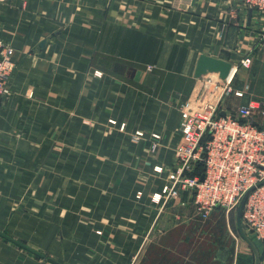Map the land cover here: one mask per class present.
Wrapping results in <instances>:
<instances>
[{
  "label": "crops",
  "instance_id": "1",
  "mask_svg": "<svg viewBox=\"0 0 264 264\" xmlns=\"http://www.w3.org/2000/svg\"><path fill=\"white\" fill-rule=\"evenodd\" d=\"M0 41L15 49L0 230L46 256L0 237V264H264L257 237L234 262L214 250L189 190L153 200L175 174L201 54L233 65L222 108L254 106L264 127V13L239 0H0Z\"/></svg>",
  "mask_w": 264,
  "mask_h": 264
},
{
  "label": "built area",
  "instance_id": "2",
  "mask_svg": "<svg viewBox=\"0 0 264 264\" xmlns=\"http://www.w3.org/2000/svg\"><path fill=\"white\" fill-rule=\"evenodd\" d=\"M239 1L264 13V0ZM14 54L13 46L0 41V101L10 95ZM251 61V57L246 56L241 64L249 66ZM205 76L197 78L199 83L193 89L192 100L182 110L180 132L183 141L177 148L172 183L155 193L153 200L158 202L164 195H178L180 189L189 190L199 215L207 217L217 208L236 211L244 194L254 187L246 199L242 223L247 232L264 241V127L253 118L254 106H241L235 111L222 108L223 98L233 91L227 81L229 76L226 79L220 78L218 73ZM234 93L243 94L241 91ZM223 110L225 116L221 115ZM111 122L116 123L115 120ZM141 135L143 132H138L136 139ZM154 138L157 142L152 150H156L160 136L154 134ZM199 165L203 166L202 174L195 173ZM161 169L155 166V171ZM141 195L142 192H138V197Z\"/></svg>",
  "mask_w": 264,
  "mask_h": 264
},
{
  "label": "rangeland",
  "instance_id": "3",
  "mask_svg": "<svg viewBox=\"0 0 264 264\" xmlns=\"http://www.w3.org/2000/svg\"><path fill=\"white\" fill-rule=\"evenodd\" d=\"M210 75L215 78L214 74ZM208 76H205L204 78L207 79ZM198 83L199 82L196 79L195 84L193 85V89H195L194 87ZM203 219L206 218L203 217ZM207 220L208 227L212 229L211 242H213V245H215V247H213L214 250L220 248L225 252L228 249L230 252V260L231 262H234L237 258V253H239L238 250L242 248V246L246 247L249 244L238 230L237 210L227 212L224 209L217 208L209 215V218H207ZM244 231L252 242L256 240V236L253 233L249 231L247 232L245 229Z\"/></svg>",
  "mask_w": 264,
  "mask_h": 264
},
{
  "label": "water",
  "instance_id": "4",
  "mask_svg": "<svg viewBox=\"0 0 264 264\" xmlns=\"http://www.w3.org/2000/svg\"><path fill=\"white\" fill-rule=\"evenodd\" d=\"M252 9H250V18L252 15ZM233 65L232 63H230L229 61L223 59V58H218V57H214L208 54H201L199 56L198 62H197V66L195 69V74L194 76L196 78H201L202 76H205L209 73H218L220 78L222 79H226L228 78V76L231 74ZM222 116L226 115V111H222L221 112ZM202 180L204 179V175H202ZM254 189V187H252L251 189H249L243 196V198L241 199L238 208H237V227L238 230L240 232V234L243 236V238L245 240H247V242L254 247L253 242L248 238L246 232L244 231L243 228V223H242V214H243V209H244V205L246 202V199L249 195V193ZM0 237L5 238L6 240L18 245L19 247L31 252L32 254H35L36 256H39L41 258H46L45 254H43L42 252H39L37 250H35L34 248L30 247L29 245L13 238L12 236L8 235L7 233H5L4 231L0 230ZM51 263L53 264H62L60 262H58L57 260L53 259V258H47ZM257 262L255 264H258V258L256 260Z\"/></svg>",
  "mask_w": 264,
  "mask_h": 264
},
{
  "label": "trees",
  "instance_id": "5",
  "mask_svg": "<svg viewBox=\"0 0 264 264\" xmlns=\"http://www.w3.org/2000/svg\"><path fill=\"white\" fill-rule=\"evenodd\" d=\"M196 172V174H202L203 173V166L202 165H199L197 168H196V170H195Z\"/></svg>",
  "mask_w": 264,
  "mask_h": 264
}]
</instances>
